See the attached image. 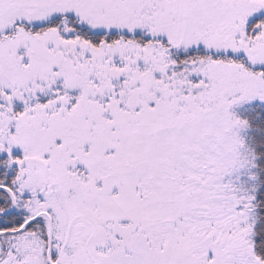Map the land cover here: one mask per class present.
I'll use <instances>...</instances> for the list:
<instances>
[{
  "label": "snow or ice",
  "instance_id": "1",
  "mask_svg": "<svg viewBox=\"0 0 264 264\" xmlns=\"http://www.w3.org/2000/svg\"><path fill=\"white\" fill-rule=\"evenodd\" d=\"M0 264H264V0H0Z\"/></svg>",
  "mask_w": 264,
  "mask_h": 264
}]
</instances>
